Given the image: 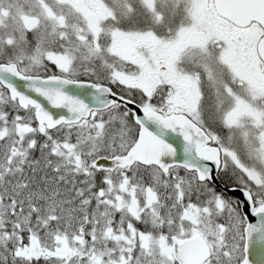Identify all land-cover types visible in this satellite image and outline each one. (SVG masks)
<instances>
[{
	"label": "snow or ice",
	"instance_id": "obj_1",
	"mask_svg": "<svg viewBox=\"0 0 264 264\" xmlns=\"http://www.w3.org/2000/svg\"><path fill=\"white\" fill-rule=\"evenodd\" d=\"M0 264H264V0H0Z\"/></svg>",
	"mask_w": 264,
	"mask_h": 264
}]
</instances>
